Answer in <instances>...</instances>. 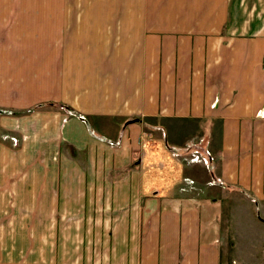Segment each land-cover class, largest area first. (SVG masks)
Returning a JSON list of instances; mask_svg holds the SVG:
<instances>
[{"label":"crops","instance_id":"0c3cea01","mask_svg":"<svg viewBox=\"0 0 264 264\" xmlns=\"http://www.w3.org/2000/svg\"><path fill=\"white\" fill-rule=\"evenodd\" d=\"M241 215L264 0H0V264H264Z\"/></svg>","mask_w":264,"mask_h":264},{"label":"rangeland","instance_id":"374dc122","mask_svg":"<svg viewBox=\"0 0 264 264\" xmlns=\"http://www.w3.org/2000/svg\"><path fill=\"white\" fill-rule=\"evenodd\" d=\"M173 156H175V158H179L180 160H182L183 162H186V155L182 154L179 155L178 152L173 151ZM182 158V159H181ZM249 207L248 204H245ZM251 213H252V218L256 219V211L253 209V207L251 208ZM240 220L241 222H231L229 225V229H232L233 232H235L236 235V241L240 242L239 246H236V255L238 254V250H242L245 253L244 254H253L254 251H258V255H263L264 254V246L261 247V238L264 236L263 231L258 233L257 229H253L250 228V224H251V220L247 215H241L240 216ZM233 238H235V236L233 235ZM250 246H253V248L255 247V249H253L250 253H249V248ZM232 251L233 247L231 246L230 248ZM248 250V251H247ZM243 254V256H244ZM229 257L231 258V260H233V254L229 255ZM245 257V256H244ZM249 257V256H246ZM234 262V261H233ZM258 262H252V264H256ZM231 264V263H230ZM234 264V263H233ZM236 264H241V263H236ZM244 264V263H243Z\"/></svg>","mask_w":264,"mask_h":264}]
</instances>
